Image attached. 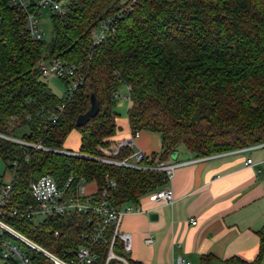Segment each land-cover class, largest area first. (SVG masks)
Here are the masks:
<instances>
[{"label": "trees", "instance_id": "1", "mask_svg": "<svg viewBox=\"0 0 264 264\" xmlns=\"http://www.w3.org/2000/svg\"><path fill=\"white\" fill-rule=\"evenodd\" d=\"M107 19L114 31L93 45L91 29ZM51 20L47 48L28 32L26 13L11 0H0V159L13 175L14 202H28V185L42 174L53 176L60 187L71 178V190L80 178L93 181V202L105 199L115 206L136 203L165 186L162 171L97 159L118 129L115 107L121 86L128 91L131 131L160 136L161 151L152 156L169 159L182 148L204 157L264 143V0H71L67 12L52 13ZM40 58L82 64L83 82L71 98L56 96L39 76L35 66ZM91 94L99 110L76 127ZM72 129L80 135L78 150L61 152ZM38 144L42 148L32 146ZM131 153L123 148L117 157ZM6 220L60 256L64 249L72 255L85 244L81 234L102 221L90 211L51 217L37 227L28 220ZM111 234L107 230L108 240ZM259 237L254 260L227 262L259 264L264 226ZM107 242L94 247V264H103ZM115 244L120 248L118 238ZM28 254L34 264H51L33 250Z\"/></svg>", "mask_w": 264, "mask_h": 264}, {"label": "crops", "instance_id": "2", "mask_svg": "<svg viewBox=\"0 0 264 264\" xmlns=\"http://www.w3.org/2000/svg\"><path fill=\"white\" fill-rule=\"evenodd\" d=\"M126 122L116 119L111 144L131 135ZM134 142L147 155L161 151L157 132L140 131ZM175 153L174 159H165L175 164L165 184L172 189V203L153 200L147 193L136 202L141 210L124 214L120 221V232L131 239L129 259L138 264L254 260L264 226V143L204 157L182 148ZM148 235L151 245L144 243ZM259 264H264V253Z\"/></svg>", "mask_w": 264, "mask_h": 264}, {"label": "built area", "instance_id": "3", "mask_svg": "<svg viewBox=\"0 0 264 264\" xmlns=\"http://www.w3.org/2000/svg\"><path fill=\"white\" fill-rule=\"evenodd\" d=\"M71 0H11L16 9L26 13V28L30 35L35 39H40L41 34L38 30L37 16L43 8H49L52 13L64 15L69 7ZM111 19L101 21L90 31L92 44L96 45L102 42L108 33L113 32ZM36 69L41 78L57 77L64 81L66 89L64 95L67 99L71 98L76 89L83 82L82 64L62 60L60 58H40L36 62ZM64 104L59 106L61 110ZM140 131L131 132L128 138L122 139L116 143L110 144L109 147L101 148L102 157L98 160L134 169L158 170L165 173L167 183L173 175L175 164L163 160L159 155H147L135 146L134 139L139 136ZM22 143V142H21ZM35 148H42L41 145H32ZM123 148L132 149V153L123 158H118L119 151ZM68 154H74L71 151L62 150ZM145 161H148L147 163ZM251 159H247V164ZM9 178L5 180L0 175V258L2 260L13 259L15 264H34L30 259L28 250H33L48 259L51 264H94L97 253L94 247L100 242H107V250L103 264H133L129 258L123 254L115 253V250L128 254L131 250L130 235L120 232L119 224L124 214L133 211H140L141 208L137 203H124L121 206L110 204L105 199L94 203L90 195L85 194V188L82 184L84 178H80L77 187L74 190L70 188L71 178L60 187L56 180L50 174H42L28 185L30 200L24 203L14 202L12 197L13 175L9 172ZM109 186H114L113 181H109ZM106 191L103 190V194ZM151 193V199L172 203L173 192L169 186H163ZM90 211L91 214L100 216L101 222L89 233L81 234L80 239L85 243L80 245L70 256V251L64 249L63 255L60 256L50 250L40 246L34 240L26 236L15 226L7 222L6 219L17 218L28 220L34 226L33 219L36 215H42L43 224L48 218L59 216L67 217L73 213H84ZM189 223L196 224L194 218L189 219ZM40 224V225H41ZM107 230L111 231V238H106ZM59 235L58 230H53V236ZM120 240V248L115 244V239ZM153 237L148 235L144 239L146 245H151ZM25 247L21 251L19 246ZM115 262L113 263V261ZM175 264H191L189 261L178 259Z\"/></svg>", "mask_w": 264, "mask_h": 264}, {"label": "rangeland", "instance_id": "4", "mask_svg": "<svg viewBox=\"0 0 264 264\" xmlns=\"http://www.w3.org/2000/svg\"><path fill=\"white\" fill-rule=\"evenodd\" d=\"M51 14L52 11L47 7L40 10V14L37 16L38 20V30L41 34V39L47 44V48L49 47L52 37H53V26H52V20H51ZM44 82L47 84V86L50 88V90L58 97H61L66 89V84L63 80L57 78V77H50V78H44ZM127 88L126 86H121L118 89L117 93V103L115 110L118 113V118L120 121L127 123L126 119V111L128 108L129 101L127 99ZM80 144V135L79 132L76 129H72L69 134L66 136L63 148L67 151L76 152L78 150ZM151 155V154H150ZM0 175L3 176L5 180L9 178V172L5 169V165L3 161L0 159ZM85 188V194H93L97 190V186L95 182L93 181H86L82 184ZM44 220V217L42 215H36L33 219L34 226H39ZM21 251L25 250V247L23 245L19 246ZM115 253L123 254L126 258H129V254L121 253L117 250H115ZM115 260L113 261V263ZM4 261L0 258V264H3Z\"/></svg>", "mask_w": 264, "mask_h": 264}, {"label": "water", "instance_id": "5", "mask_svg": "<svg viewBox=\"0 0 264 264\" xmlns=\"http://www.w3.org/2000/svg\"><path fill=\"white\" fill-rule=\"evenodd\" d=\"M89 101H90V107L87 111H85L84 113L79 114L76 117V120L74 122V125L76 127L78 126H82L83 124H85L91 117H93L99 110V101L97 100V98L94 96V94H91L89 97ZM171 157L174 159L176 157V153H172Z\"/></svg>", "mask_w": 264, "mask_h": 264}]
</instances>
